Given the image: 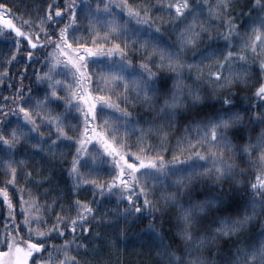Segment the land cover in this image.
<instances>
[{
	"label": "snow or ice",
	"instance_id": "6c2138e0",
	"mask_svg": "<svg viewBox=\"0 0 264 264\" xmlns=\"http://www.w3.org/2000/svg\"><path fill=\"white\" fill-rule=\"evenodd\" d=\"M36 7L0 2V83L26 56L0 94V264H110L130 236L153 264H264V0Z\"/></svg>",
	"mask_w": 264,
	"mask_h": 264
},
{
	"label": "trees",
	"instance_id": "16d2710c",
	"mask_svg": "<svg viewBox=\"0 0 264 264\" xmlns=\"http://www.w3.org/2000/svg\"><path fill=\"white\" fill-rule=\"evenodd\" d=\"M0 2L5 3L8 5V8L11 10V13L13 16L7 15V9L5 10L4 15L7 17V19H14V17H25L27 18L29 13L35 15L37 11V5L40 6V10H43L44 7L51 3V4H61L63 3V0H0ZM85 0H80V3H84ZM246 3V0H240V4L243 5ZM245 12H247V8L244 9ZM234 15H239V10H237L236 13H233ZM15 23H19L20 21L18 19H14ZM247 19L246 17H242L237 20V23H246ZM14 35V34H13ZM13 45L11 44V38L10 37H3L0 36V63L4 62V57L6 54L9 53V49L12 48ZM44 50L41 49V53L39 54L41 57L43 55ZM23 58V62L20 63H12L11 65H8L9 67V77L8 79H5L3 83H0V94L10 95L11 90L7 87L9 83H12L13 85L18 81L19 78V72L21 69L25 67L26 62V56L24 52H20L18 54V60ZM35 59V57H34ZM40 68L41 66L39 64H28V76L23 80V83L26 87L32 86V80L34 78V75L32 73V68ZM247 95V90H237L234 95V100L237 104V106H246L247 100L245 99V96ZM205 105L207 107H212L218 105V101L213 99H208L205 101ZM137 111L139 109L137 108ZM184 120H183V114L181 118V122L178 125L179 129L183 128ZM55 174V182L56 185L63 190L65 193L67 192L66 188V180L65 175L62 171V165L58 164L55 166L54 169ZM2 179V177H0ZM80 196L82 199L84 198H91V191L81 192ZM100 200L99 207L103 209L104 207H114V197H98ZM2 210V209H0ZM2 219V217H0ZM146 223V222H145ZM258 227V225H257ZM255 231V229H253ZM104 258L107 261H110V264H153L154 257L152 256L151 252L148 249L147 245H142L141 242L135 237L130 236L126 247L124 248L123 254L120 253H112L109 252L107 249L104 251Z\"/></svg>",
	"mask_w": 264,
	"mask_h": 264
},
{
	"label": "rangeland",
	"instance_id": "374dc122",
	"mask_svg": "<svg viewBox=\"0 0 264 264\" xmlns=\"http://www.w3.org/2000/svg\"><path fill=\"white\" fill-rule=\"evenodd\" d=\"M4 15V14H3ZM4 19L6 20L7 19V17L4 15ZM0 23H2V21H0Z\"/></svg>",
	"mask_w": 264,
	"mask_h": 264
}]
</instances>
